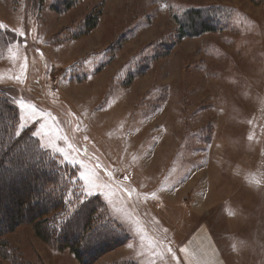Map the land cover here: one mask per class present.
<instances>
[{"label":"rangeland","instance_id":"374dc122","mask_svg":"<svg viewBox=\"0 0 264 264\" xmlns=\"http://www.w3.org/2000/svg\"><path fill=\"white\" fill-rule=\"evenodd\" d=\"M68 1L0 0L14 130L61 168L48 225L99 200L92 241L100 224L128 238L92 264H264V0ZM192 10L214 28L182 35ZM0 264L81 263L24 224Z\"/></svg>","mask_w":264,"mask_h":264},{"label":"trees","instance_id":"16d2710c","mask_svg":"<svg viewBox=\"0 0 264 264\" xmlns=\"http://www.w3.org/2000/svg\"><path fill=\"white\" fill-rule=\"evenodd\" d=\"M66 1L67 7L74 3ZM96 17L97 15L88 19L90 29L96 26ZM186 18L181 30L182 35L198 34L214 28L207 16L199 10L187 13ZM186 27H189V32ZM9 99L5 92L0 90V190L5 191L9 197L6 199L7 205L11 202L10 195L17 189H25L26 192L23 195L20 193L17 198V208L3 206L5 210L0 209V223L9 220L8 225H0V236L14 231L20 225H33L37 235L44 241L52 242L59 249H70L81 264H92L106 251L123 244L128 238L127 235L124 236L122 230L118 228L113 231L110 227L105 229V225L100 226L103 225L100 224L95 230V232L102 231L100 237L95 236L96 241H92L94 231L90 228L95 221L94 214L102 208V202L99 200H89L78 205L68 220L56 219L55 228L48 225L51 222L49 219L51 212L63 208L66 204L64 201L66 194L56 192L57 189L60 190L58 181H60L61 168L53 157L39 152L43 148L35 147L34 143L37 144L39 141L33 135H30L33 138L30 139L26 130L22 131L25 136L17 135L14 129L17 128L18 109ZM31 147L37 155L29 154ZM21 175L27 179L22 180ZM32 184L36 188H31ZM51 185L55 186V197L52 189L48 187ZM2 203L3 197L0 194V205ZM74 233L79 235L73 237ZM96 242L101 246L96 247Z\"/></svg>","mask_w":264,"mask_h":264},{"label":"crops","instance_id":"0c3cea01","mask_svg":"<svg viewBox=\"0 0 264 264\" xmlns=\"http://www.w3.org/2000/svg\"><path fill=\"white\" fill-rule=\"evenodd\" d=\"M194 261L196 264H225L224 256H217V254L213 256H194Z\"/></svg>","mask_w":264,"mask_h":264}]
</instances>
